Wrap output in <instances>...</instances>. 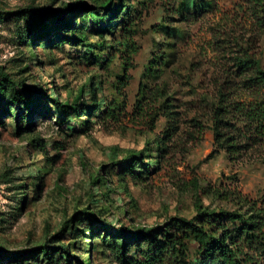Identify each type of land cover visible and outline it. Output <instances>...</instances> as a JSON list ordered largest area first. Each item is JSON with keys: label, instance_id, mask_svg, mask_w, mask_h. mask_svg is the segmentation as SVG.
Masks as SVG:
<instances>
[{"label": "rangeland", "instance_id": "obj_1", "mask_svg": "<svg viewBox=\"0 0 264 264\" xmlns=\"http://www.w3.org/2000/svg\"><path fill=\"white\" fill-rule=\"evenodd\" d=\"M116 2L123 13L113 21ZM64 4L83 8L56 22ZM261 10L253 0H0V80L23 96L0 108V248L38 251L0 264H74L88 254L93 264H140L160 240L125 243L122 225L161 227L199 204L264 210V146L213 152L209 116L214 78L239 50L264 65ZM127 29L134 54L124 51ZM113 103L121 114L102 118ZM133 154V168L113 173ZM45 243L67 251L46 258ZM195 249L190 241L189 257Z\"/></svg>", "mask_w": 264, "mask_h": 264}, {"label": "trees", "instance_id": "obj_2", "mask_svg": "<svg viewBox=\"0 0 264 264\" xmlns=\"http://www.w3.org/2000/svg\"><path fill=\"white\" fill-rule=\"evenodd\" d=\"M253 2L262 8L263 14L258 16V19L260 24L264 25V0H253ZM113 5L115 10L110 17L113 21H117L116 19L120 18L123 13V8L118 2ZM82 8L81 4H64L59 13L55 14L54 19L58 22L63 14ZM85 8L88 6L86 5ZM105 9L107 6L104 7ZM89 11V15L94 16L95 11ZM112 25L109 22L98 23L96 31L97 33L108 32L112 29ZM127 31L125 33L127 44L124 51L134 54L137 46L129 32L130 29ZM155 62L158 61L155 59L152 63ZM126 63L128 66L131 65L129 61ZM149 66L148 71L151 73H158L161 70L159 64ZM125 77L126 75H123L122 80ZM4 79L10 83L9 88L12 87L7 88V83L3 84L0 80V108L2 106L3 111H7L8 106L4 107L6 97L20 104L23 96L14 89L12 79L5 76ZM125 83L126 80L123 81V85ZM5 89H9V93ZM40 94L43 95L42 92ZM89 106L94 110L99 109L96 102H92ZM122 109L121 106L113 103L101 111V116L102 118H117ZM3 111H0V119ZM28 113H31L30 109ZM209 116L214 135L213 152L220 147L225 149L230 157H234L253 147L264 146V65L249 50H239L234 55V64L229 69H224L222 74L215 76L213 103ZM153 143L156 144L158 151H165V148L161 146L159 136L153 138ZM127 160L121 161L117 170H112L113 173H124L131 167L133 168L138 162V156L130 155ZM119 232V235L126 238L125 243L131 240L135 242V245L160 240L157 244L151 245L148 252L141 254L143 258L139 260L140 264H153L156 258L162 260L166 254L176 259V264H264V210L261 207H253L250 211L209 210L202 208L199 204L195 215L190 218L175 217L161 227L128 229L122 225L119 227ZM190 241L196 243L192 257L187 254ZM115 245L118 253H124V243L120 244L115 241ZM40 249L42 256L46 258H50L54 251H67L63 245L53 246L50 250L47 243L40 246ZM36 250V248H30L12 252L0 248V260H21L26 255H37ZM71 258L76 259L74 264H93L90 254L86 261L76 256Z\"/></svg>", "mask_w": 264, "mask_h": 264}]
</instances>
